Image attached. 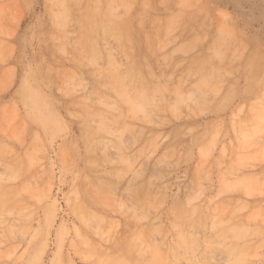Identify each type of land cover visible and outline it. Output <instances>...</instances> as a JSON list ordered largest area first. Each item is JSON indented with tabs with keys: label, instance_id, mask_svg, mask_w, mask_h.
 Listing matches in <instances>:
<instances>
[{
	"label": "rangeland",
	"instance_id": "rangeland-1",
	"mask_svg": "<svg viewBox=\"0 0 264 264\" xmlns=\"http://www.w3.org/2000/svg\"><path fill=\"white\" fill-rule=\"evenodd\" d=\"M0 264H264V0H0Z\"/></svg>",
	"mask_w": 264,
	"mask_h": 264
},
{
	"label": "bare ground",
	"instance_id": "bare-ground-1",
	"mask_svg": "<svg viewBox=\"0 0 264 264\" xmlns=\"http://www.w3.org/2000/svg\"><path fill=\"white\" fill-rule=\"evenodd\" d=\"M93 20V19H92Z\"/></svg>",
	"mask_w": 264,
	"mask_h": 264
}]
</instances>
